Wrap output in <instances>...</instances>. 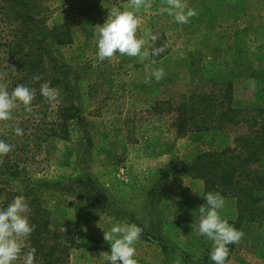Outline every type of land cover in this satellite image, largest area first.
Instances as JSON below:
<instances>
[{"label":"rangeland","instance_id":"rangeland-1","mask_svg":"<svg viewBox=\"0 0 264 264\" xmlns=\"http://www.w3.org/2000/svg\"><path fill=\"white\" fill-rule=\"evenodd\" d=\"M25 2L34 33L61 80L54 87L59 96L55 102L44 100L45 115L37 106L22 116L12 112L11 120L0 122V140L13 146L9 162L24 169L18 179L6 181L38 188L49 227L68 225L74 233L78 245L61 264H101L99 254L111 250L104 231L131 223L144 229L135 244L138 264H210L212 242L198 235V209L206 204L203 181L177 169L199 150L232 145L237 130L179 135L163 101L175 100L195 84L231 81L237 106L250 113L264 108V0H183L199 13L187 24L163 10L164 0H151L152 7L138 14L137 35L149 42L150 32L168 45L155 64L150 56L141 62L119 54L101 61L94 34L86 36L79 28L78 19L86 15L96 30L112 7L123 10L128 0ZM54 28H66L72 41L57 44ZM1 35L0 72H5L8 54ZM161 67L164 78L146 84L150 72ZM11 81L0 83L11 92ZM249 81L256 82L254 88ZM62 102L76 108L68 137L37 139ZM16 127L23 135L15 134ZM260 195L264 207V192ZM223 197L220 214L233 220L235 200ZM2 201L0 194V209ZM239 230L244 237L229 250L227 264H264V208ZM24 243L26 252L28 239ZM15 264H23V253ZM35 264L41 263L35 258Z\"/></svg>","mask_w":264,"mask_h":264},{"label":"trees","instance_id":"trees-1","mask_svg":"<svg viewBox=\"0 0 264 264\" xmlns=\"http://www.w3.org/2000/svg\"><path fill=\"white\" fill-rule=\"evenodd\" d=\"M25 5V0H0V33L8 54V62L2 68L7 73L4 79H11L13 88L23 84L35 90L31 106H37L36 110L45 115L43 108L48 105L40 94V85L49 81L52 87H56L61 80L56 75L55 65H50L52 58L42 39L34 33L32 16L25 10ZM78 23L83 34H94L90 17L83 15ZM50 32L57 44L72 41L71 33L66 28H54ZM156 46H162L161 40L156 41ZM163 54L150 58L155 60ZM12 66L17 70L15 74L12 73ZM35 75H41L42 79L34 81ZM163 103L168 112H173V126L179 135L210 129L227 135L228 131L237 130L232 145H224L216 150H199L191 159L182 161L177 171L202 179L206 194L211 191L233 197L237 213L235 219L228 222L238 230L243 223L256 219L264 208L260 195L264 192V168L260 167V162H264V108L256 107L250 113L249 109L237 106L231 81L214 80L195 84L186 92L179 93L175 100L168 98ZM75 111L72 104L60 103L55 110V119L49 121L45 131H39L41 134L37 135V139L67 138L68 125L75 118ZM25 113L27 111L22 104L13 110L15 116ZM0 160H3L0 165L2 209L18 195L25 196L29 203L28 215L35 230L27 238L26 250L35 248V258L41 264L63 263L68 258L69 249L78 245L72 229L68 225L60 230L51 229L39 189L28 185H11L6 180L18 179L24 169L15 162L10 163L7 156ZM232 246H228L229 250Z\"/></svg>","mask_w":264,"mask_h":264},{"label":"clouds","instance_id":"clouds-1","mask_svg":"<svg viewBox=\"0 0 264 264\" xmlns=\"http://www.w3.org/2000/svg\"><path fill=\"white\" fill-rule=\"evenodd\" d=\"M170 16L180 24H187L190 18L198 16L194 8L186 7L183 0H164ZM128 7L123 10L120 7H112L109 15L102 25H96L94 36L97 43V57L99 60H110L117 54L121 56L137 57L141 62L156 57L166 51L168 45L165 43L157 47V35L150 32V43L143 37H138V29L141 25V18L138 15L141 9L152 7L151 0H128ZM148 44L146 48L145 45ZM150 49V51H149ZM152 64L156 61L152 60ZM132 67V65H128ZM12 73L17 70L11 67ZM166 75L164 69L155 68L146 77L145 83L151 84L152 80L161 81ZM6 72H0L2 81ZM41 75H35L34 81H40ZM254 88L255 81H249ZM40 94L51 103L58 99V89L51 86L49 81L40 85ZM35 98V90L23 84H18L11 92L7 85L0 83V122L12 119V112L18 104L24 106L25 111L31 112V104ZM17 136L23 135V129L14 128ZM13 150V146L0 140V157L6 156ZM3 160H0V165ZM206 204L198 209L199 223L198 235L205 236L212 242L210 259L213 264H227L229 257V245L238 244L244 237L241 230L235 228L222 218L220 210L225 207V198L219 192H208L203 196ZM30 207L23 195L16 196L13 201L4 209H0V264H15L23 253V264H35V248H28L25 252V241L35 230V225L30 223ZM144 229L135 223L115 224L109 231H104V240L110 243V253L101 252L99 259L101 264H138L135 259V244L139 242Z\"/></svg>","mask_w":264,"mask_h":264}]
</instances>
